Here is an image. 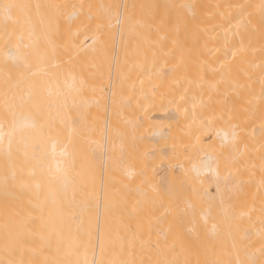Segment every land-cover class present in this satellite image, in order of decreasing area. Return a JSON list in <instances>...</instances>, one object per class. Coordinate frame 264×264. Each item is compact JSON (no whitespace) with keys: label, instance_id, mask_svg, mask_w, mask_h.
Listing matches in <instances>:
<instances>
[{"label":"bare ground","instance_id":"6f19581e","mask_svg":"<svg viewBox=\"0 0 264 264\" xmlns=\"http://www.w3.org/2000/svg\"><path fill=\"white\" fill-rule=\"evenodd\" d=\"M4 2L33 6L0 21L11 87L40 79L14 62L32 41L81 71L44 85L73 187L25 186L0 146V264H264V0Z\"/></svg>","mask_w":264,"mask_h":264},{"label":"snow or ice","instance_id":"6c2138e0","mask_svg":"<svg viewBox=\"0 0 264 264\" xmlns=\"http://www.w3.org/2000/svg\"><path fill=\"white\" fill-rule=\"evenodd\" d=\"M32 7L29 4L0 0V21L6 29L17 11L27 16ZM45 43L50 44L51 40ZM25 47L32 51L28 56L15 57L14 62L18 68L26 69L30 77L40 79L34 80L23 95L18 89L5 93L3 110L0 112V146L6 143L5 154L9 157L15 155L21 160L20 172L27 170V176H21L19 179L25 181V186H27L26 180L30 179L37 182L38 189L41 183H55L67 189L76 184L79 176L77 155L72 140L62 139L61 125L64 121L59 118V113L53 115L61 105L54 100L51 88L44 86L46 80L54 75L53 69L58 68L59 65L55 59L54 50L50 55L47 48L38 41H32ZM29 57L35 59V65L30 63ZM22 112L28 113L26 123L20 119ZM49 147L51 158L55 161L54 168L43 164L49 156ZM11 179L13 181L18 179L15 172ZM7 180L8 177H5L6 182ZM189 208L192 209V206L190 205ZM192 211L194 213V209ZM201 218L207 224L208 214H203ZM261 255L264 257V249L261 250ZM240 264H258V262L255 259H249L241 261Z\"/></svg>","mask_w":264,"mask_h":264},{"label":"rangeland","instance_id":"374dc122","mask_svg":"<svg viewBox=\"0 0 264 264\" xmlns=\"http://www.w3.org/2000/svg\"><path fill=\"white\" fill-rule=\"evenodd\" d=\"M55 56H56L55 59H56L58 62H62V61H63V60L60 61V59H64V62L59 63V64H58L59 67L56 68V69H58V70L56 71V69H53V72H57V73H59V75L61 76V73H60L61 71H62V73H64V75L68 74L69 72H71V73L73 72V73H75V74H76V73L78 74V73L81 71V70L78 71V70H77L78 67H77V68L75 67V66H79L78 63H77L78 65H75V66H74L75 69H74V70L72 69V71H71V68L67 67L68 64H69L70 66H72V62H71L72 59H71V57H72L73 59L76 58L75 60L78 61V60H79L78 58H81L80 55H79V57H78V55H77V57H76V55H75V56H74V55H73V56H71V55L68 56V55H67V58H66V55H55ZM57 56L60 57V58H58ZM68 57H69V58H68ZM83 58H84V57H83ZM82 60H83V59H82ZM65 61H66V62H65ZM67 61H68V64H67ZM70 62H71V64H70ZM81 62H82V61H81ZM81 62H80V63H81ZM84 62H85V61H83L82 63L84 64ZM75 63H76V61H75ZM75 63H74V64H75ZM62 64H64V65L67 64V66H66V65L64 66V65H62ZM80 65H81V64H80ZM84 65H85V64H84ZM60 66L65 67L64 69H66V70H65L66 72H65L64 69L61 68ZM66 67H67V68H66ZM72 67H73V66H72ZM81 67H83V66H81ZM81 67H80V68H81ZM80 68H79V69H80ZM2 69H3V68H0V71H1V72H0V78H2V79L0 80V87H3V88H2V89L0 88V91H2L5 87H6V89H8V88H9V89L12 88L11 90H14L13 88H16V87L18 88L19 85H18L17 82H18V80H19V77H17L16 75H20V73H19V74L15 73V74H16V75H15L14 73H12V72L10 73V71L8 72L7 70H6V71H5V70L2 71ZM60 69H61V70H60ZM81 69L84 70V68H81ZM75 70L78 71V72H76ZM63 71H64V72H63ZM2 72H5L6 74H7V73L12 74V75H10L9 77H12L11 79H15V81H17V82H13V83H17V86H16V87H11V86L13 85L11 82L14 81V80H11V79H9V78H8V79H9V80H8L7 77H6V79L8 80V81H7V80L5 79V77H4V76H5V73H2ZM57 73H55V74H57ZM3 74H4V75H3ZM13 74H14V75H13ZM8 75H9V74H8ZM59 75H57V76H58V78L60 79V76H59ZM62 75H63V74H62ZM69 75H70V73H69ZM71 75H72V74H71ZM13 76H14L15 78H14ZM62 77H63V76H61V78H62ZM3 79H4V80H3ZM2 80H3V81H2ZM10 80H11V82H10ZM5 81H6L7 83L9 82V84H7ZM1 82H3V83H1ZM5 83H6V84H5ZM10 83H11V85H10ZM4 84H5V86H4ZM7 85H8L9 87H7ZM14 85H15V84H14ZM14 85H13V86H14ZM17 88H16V89H17ZM6 89H5V90H6ZM9 89H8V90H9ZM5 90H3V92H0V94H1V95H2V93L5 94ZM6 92H7V90H6ZM4 94H3V95H4ZM1 95H0V101H2L1 98H3Z\"/></svg>","mask_w":264,"mask_h":264}]
</instances>
